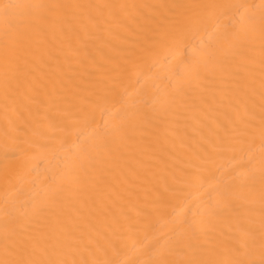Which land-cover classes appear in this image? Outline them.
Segmentation results:
<instances>
[{
  "label": "bare ground",
  "instance_id": "1",
  "mask_svg": "<svg viewBox=\"0 0 264 264\" xmlns=\"http://www.w3.org/2000/svg\"><path fill=\"white\" fill-rule=\"evenodd\" d=\"M3 3L0 260L262 264L264 0Z\"/></svg>",
  "mask_w": 264,
  "mask_h": 264
},
{
  "label": "snow or ice",
  "instance_id": "2",
  "mask_svg": "<svg viewBox=\"0 0 264 264\" xmlns=\"http://www.w3.org/2000/svg\"><path fill=\"white\" fill-rule=\"evenodd\" d=\"M61 7H68V8H75V7H79L77 5H20V4H11V3H3L0 4V14H2L5 19H7L12 10L14 9H23V8H28V9H32V8H61ZM5 35H8L7 30L5 31ZM42 211V209L40 207H36L33 209V213L38 215L40 212ZM16 235H24V232H20L17 233L15 232L14 229H10V226L8 223L5 224V236H4V240H3V245H4V251H5V255H11L12 253L15 252V244L16 241L14 239V237ZM33 249H35L36 245L33 244L32 245ZM0 264H66V262H58V261H54V260H50V261H38V260H34V259H4V260H0ZM191 264H226V262L223 261H219V262H215V261H193L191 262ZM262 264H264V262H262Z\"/></svg>",
  "mask_w": 264,
  "mask_h": 264
}]
</instances>
